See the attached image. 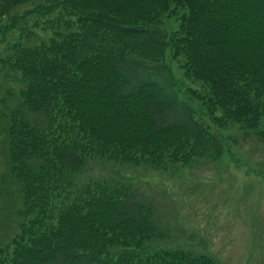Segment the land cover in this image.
Masks as SVG:
<instances>
[{
  "label": "trees",
  "instance_id": "1",
  "mask_svg": "<svg viewBox=\"0 0 264 264\" xmlns=\"http://www.w3.org/2000/svg\"><path fill=\"white\" fill-rule=\"evenodd\" d=\"M34 1L0 0V72L19 83L0 89V194L18 198L0 264H219L158 243L160 219L135 179L83 175L94 161L168 175L217 160L222 142L264 143V0H43L21 10ZM166 48L196 87L182 93Z\"/></svg>",
  "mask_w": 264,
  "mask_h": 264
},
{
  "label": "rangeland",
  "instance_id": "2",
  "mask_svg": "<svg viewBox=\"0 0 264 264\" xmlns=\"http://www.w3.org/2000/svg\"><path fill=\"white\" fill-rule=\"evenodd\" d=\"M42 1L35 0L21 10ZM178 22L177 17L166 18V32L176 29ZM4 46L0 49L4 50ZM167 48L164 62L176 83L182 85V93L184 88L196 87L179 66L182 58H171ZM232 50L234 54H243L245 49ZM0 74L1 91L19 86L11 73ZM222 143V155L217 160L196 161L168 175L139 163L94 161L83 177L118 173V178L135 179L133 185L153 202L160 219L158 224L165 234L158 243L166 248L207 254L219 264H264V143L250 138ZM2 172L0 168V176ZM15 199L18 200L17 193L0 194V243L8 242L17 231ZM7 245L13 248L11 243ZM155 245L156 241L143 242L148 251H153Z\"/></svg>",
  "mask_w": 264,
  "mask_h": 264
}]
</instances>
